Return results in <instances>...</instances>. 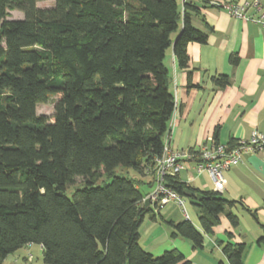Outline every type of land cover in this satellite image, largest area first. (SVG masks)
Segmentation results:
<instances>
[{"label":"trees","instance_id":"trees-1","mask_svg":"<svg viewBox=\"0 0 264 264\" xmlns=\"http://www.w3.org/2000/svg\"><path fill=\"white\" fill-rule=\"evenodd\" d=\"M39 1L0 0V264L27 244L43 247V264H190L176 249L144 250L139 226L152 212L140 185H155L174 111L166 51L186 68L188 45L207 40L187 13L195 8L182 11L178 0H53L50 8ZM12 10L23 19L7 20ZM212 80L229 84L226 75ZM55 95L52 116L38 115L36 105ZM118 166L137 177L114 176ZM98 173L109 181L94 185ZM76 177L85 184L69 198ZM166 184L203 195L188 199L201 232L188 219L167 221L171 238L201 248L220 215L237 227L234 202L221 193L178 176ZM261 228L256 244L264 247ZM218 243L228 264H242L244 243Z\"/></svg>","mask_w":264,"mask_h":264},{"label":"crops","instance_id":"crops-1","mask_svg":"<svg viewBox=\"0 0 264 264\" xmlns=\"http://www.w3.org/2000/svg\"><path fill=\"white\" fill-rule=\"evenodd\" d=\"M244 1L251 0H192L190 4L195 9L187 10V13L195 28L207 32L206 42L188 45L186 68L178 66L172 48L166 51L164 65L174 98V111L166 135L174 151L204 145L216 129L217 142L221 144L248 140L254 130L264 135V30L257 23L231 16L221 6L225 2ZM260 1L264 10V0ZM178 3L180 5V0ZM247 15L255 17L258 13L249 8ZM175 36L176 33L172 35V41ZM231 54L239 58L235 65L228 60ZM218 75L229 78V84L224 88L213 83L212 78ZM178 179L199 191H213L208 175L205 172L196 174L192 162L186 163ZM224 180L221 194L234 202L231 211L238 217L237 227H232L227 218L220 215V222L212 234H203L202 247L194 248L185 238L169 236L164 226L169 227L166 222L185 218L181 211L182 218L178 220L162 214V206L154 208L157 214L153 210L146 213L140 223V244L141 229L145 234L149 233L144 250L157 256L176 249L190 264H228L218 242L244 243L242 264H264V247L256 244L261 226H264V149L244 154L236 166L224 172ZM149 192H145V196ZM185 199L189 201V198ZM190 204L193 210H190L191 215L186 209L188 220L201 232L196 207ZM148 205L151 208L152 205ZM34 248L42 259L43 247L27 244L7 255L2 264H32Z\"/></svg>","mask_w":264,"mask_h":264},{"label":"built area","instance_id":"built-area-1","mask_svg":"<svg viewBox=\"0 0 264 264\" xmlns=\"http://www.w3.org/2000/svg\"><path fill=\"white\" fill-rule=\"evenodd\" d=\"M191 1L180 0L181 10L183 11V6ZM221 6L231 16L257 23L264 30V10L260 0L244 1L242 3L225 2L221 3ZM249 8H253L258 15L255 17L247 15ZM262 149H264V135L256 130L251 132L248 140H239L233 146L215 142L212 137H209L204 145L187 151L172 150L167 135H165L163 152L155 161V185L145 199H148L154 208L172 202L180 209L184 218L188 219L184 206L185 197L167 186V177L178 176L186 168V163L192 162L197 174L205 172L208 175L212 190L222 193L225 182L224 172L232 166H236L242 160L244 154ZM28 259H31V255L28 256Z\"/></svg>","mask_w":264,"mask_h":264},{"label":"rangeland","instance_id":"rangeland-1","mask_svg":"<svg viewBox=\"0 0 264 264\" xmlns=\"http://www.w3.org/2000/svg\"><path fill=\"white\" fill-rule=\"evenodd\" d=\"M53 5H54L53 0H43V1H39L36 3V6L38 8H50V7H53ZM23 17H24L23 13L21 11L12 10V11H9V15L7 16L6 19L7 20L23 19ZM170 49H171V47H170ZM58 99H59V96L55 95V96L50 97L48 99V101H46L44 103L37 104L36 105V113L38 115H45V116L50 118L54 112V106H55L56 102L58 101ZM96 175H98V176H96V178L94 180L95 181L94 185H101L102 183L109 181V179H107L104 175L100 176L99 173ZM113 175L114 176L127 177V178L137 177V174L131 168L122 167V166L116 167L113 171ZM81 182H82V178L76 177L74 180V183L67 186V188L65 190V195L67 197L71 198V195L75 189H78V188H81L84 186L85 182H82V183ZM153 188H150L149 186H147V184L140 185V189L142 192H148L149 190L151 191ZM169 203L170 204L163 206V208L160 210V212L162 214L167 215V216H171L172 219H175V220L182 218L181 213H180V209L174 203H172V202H169ZM184 206L188 210V213L192 215L190 210H193V208H192L191 204L189 203V201H187L186 199L184 202ZM151 209L154 211V213L157 214V211H155L153 206H151ZM164 226L166 228V231H168L170 233L171 228L166 226V225H164ZM151 232H153V230ZM148 236H149V233L145 234V230L141 229V246H142V248L145 247V245H146L145 241L148 238ZM143 249H145V248H143ZM32 254L34 256V260H33L32 264H43L41 256H40V254L36 248L32 249Z\"/></svg>","mask_w":264,"mask_h":264},{"label":"water","instance_id":"water-1","mask_svg":"<svg viewBox=\"0 0 264 264\" xmlns=\"http://www.w3.org/2000/svg\"><path fill=\"white\" fill-rule=\"evenodd\" d=\"M183 196L185 198H194L195 200H200L203 195L200 192H194L193 190L185 189L183 191ZM144 203H145V206H148L149 200L148 199H144Z\"/></svg>","mask_w":264,"mask_h":264}]
</instances>
